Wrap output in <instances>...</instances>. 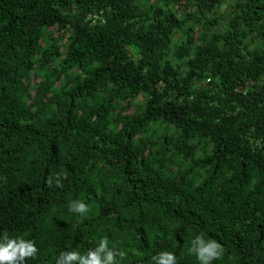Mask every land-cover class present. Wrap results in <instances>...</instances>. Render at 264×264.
Returning <instances> with one entry per match:
<instances>
[{"label": "trees", "instance_id": "obj_1", "mask_svg": "<svg viewBox=\"0 0 264 264\" xmlns=\"http://www.w3.org/2000/svg\"><path fill=\"white\" fill-rule=\"evenodd\" d=\"M10 183L30 264L103 236L122 264H199L201 233L225 248L213 264H264V0H0ZM91 190L116 216L69 211Z\"/></svg>", "mask_w": 264, "mask_h": 264}, {"label": "clouds", "instance_id": "obj_2", "mask_svg": "<svg viewBox=\"0 0 264 264\" xmlns=\"http://www.w3.org/2000/svg\"><path fill=\"white\" fill-rule=\"evenodd\" d=\"M48 183L49 186L52 185L51 178ZM56 184L62 187L59 177L56 178ZM18 190L26 192L21 187H18ZM64 200L69 211L80 214L82 218L90 211H95L96 208H102L116 216L115 210L120 207L115 201L103 199L98 190H91L87 196L82 197L71 195ZM14 202V212L11 215ZM20 203V198L16 196V187L12 183L0 192V218L7 226L0 228V264H30L32 258H35L39 252L35 240L15 234L21 231ZM188 252L196 257L199 264H213L214 261H219L224 257L225 248L219 241L207 238L201 233L194 236ZM126 258L125 250L110 242L107 236H103L98 245L85 254L77 250L65 251L55 262L48 264H53V262L54 264H122ZM152 262L153 264H182L173 251L160 252L152 257ZM40 264L46 263L40 262Z\"/></svg>", "mask_w": 264, "mask_h": 264}, {"label": "rangeland", "instance_id": "obj_3", "mask_svg": "<svg viewBox=\"0 0 264 264\" xmlns=\"http://www.w3.org/2000/svg\"><path fill=\"white\" fill-rule=\"evenodd\" d=\"M131 110H133V108Z\"/></svg>", "mask_w": 264, "mask_h": 264}]
</instances>
